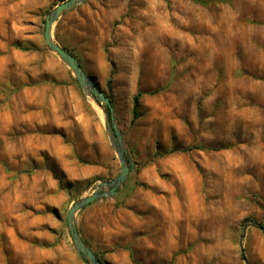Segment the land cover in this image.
Segmentation results:
<instances>
[{
	"label": "rangeland",
	"instance_id": "374dc122",
	"mask_svg": "<svg viewBox=\"0 0 264 264\" xmlns=\"http://www.w3.org/2000/svg\"><path fill=\"white\" fill-rule=\"evenodd\" d=\"M27 1L0 0V264H85L65 216L119 162L106 111L45 46L61 1ZM52 36L111 97L131 165L75 217L104 264H264V0H85ZM46 216L53 240L37 242Z\"/></svg>",
	"mask_w": 264,
	"mask_h": 264
},
{
	"label": "water",
	"instance_id": "95a60500",
	"mask_svg": "<svg viewBox=\"0 0 264 264\" xmlns=\"http://www.w3.org/2000/svg\"><path fill=\"white\" fill-rule=\"evenodd\" d=\"M85 0H63L58 3L44 18L42 37L45 46L53 52L72 72L79 88L82 92L92 98L96 103H99L106 111L105 127L110 144L114 148L119 162V171L117 175L110 180H100L96 189L86 195L76 199L68 207L65 216V226L70 238V241L85 264H103L102 261L95 255L93 250L86 244L80 236L75 222V217L78 211L86 207L88 204L103 198L114 196L118 189L124 184L131 170L130 162L126 157L123 138L112 115L113 106L110 98L100 89V87L92 81V79L82 69L80 62L75 56L62 48L52 36V27L54 23L65 13L69 12L76 6L83 3ZM257 226L264 231V226L257 223Z\"/></svg>",
	"mask_w": 264,
	"mask_h": 264
},
{
	"label": "crops",
	"instance_id": "0c3cea01",
	"mask_svg": "<svg viewBox=\"0 0 264 264\" xmlns=\"http://www.w3.org/2000/svg\"><path fill=\"white\" fill-rule=\"evenodd\" d=\"M47 2H48V0H28L27 1V3L30 4V6L34 7V9H36L37 7L42 6V5L45 6ZM94 2L95 1H92L90 3H94ZM23 22L27 24L23 28L27 32H29L28 35L26 34V36H25L26 39H30L31 41H34V40L36 41L37 40V35L34 33L37 30V20H36V18H30V19H27V20H25ZM52 187H54V186H52ZM108 198H103V199L96 200V201L88 204L84 208H87V207H89L91 205H94V204L98 203L99 201L107 200ZM53 203L54 202L52 200V204ZM31 220H32V222L30 224L29 229H30L31 234L33 235L32 237H34V239L37 242L38 241H46V242H48L50 240H53V235H51L50 233H48V231L45 230V228H47V227H54L55 226V222L52 220V218L50 216H46V217H43V218L32 217ZM77 230H78L80 236L82 237L81 232L79 231L78 228H77ZM82 239H83V237H82ZM54 250H55V247L52 248V250H50V249H40L38 251L41 252V253H48V252H52Z\"/></svg>",
	"mask_w": 264,
	"mask_h": 264
},
{
	"label": "trees",
	"instance_id": "16d2710c",
	"mask_svg": "<svg viewBox=\"0 0 264 264\" xmlns=\"http://www.w3.org/2000/svg\"><path fill=\"white\" fill-rule=\"evenodd\" d=\"M60 1H63V0H60ZM17 47H19L21 50H28V49H31L30 47H23V46H20L18 44H16ZM62 48H64L65 50H67L70 54H72L73 56H75L72 51H70L68 48H66L65 46L63 45H60ZM113 73V72H111ZM76 82V80H75ZM77 83V82H76ZM160 89H155V90H152L150 92H148V94H154L156 92H158ZM105 93V92H104ZM111 100L112 102V99L111 97L105 93ZM142 95V92L141 91H138L132 98V101H133V105H132V120H135L137 117H138V106H139V99H140V96ZM98 105H100L99 103H97ZM192 148H200L199 146H196V147H191V148H183L181 149V151H187V150H190ZM58 179V182H59V185L62 189L66 190L68 192V194H71V186L69 184H63L61 178L58 176L57 177ZM86 242V241H85ZM95 253V255L102 261V259L99 257V255L93 251ZM130 258L131 260L136 263V264H143L141 263L140 261H137L134 259L133 255L130 254ZM102 263L104 264V262L102 261Z\"/></svg>",
	"mask_w": 264,
	"mask_h": 264
}]
</instances>
